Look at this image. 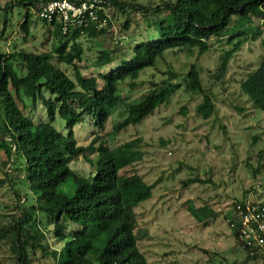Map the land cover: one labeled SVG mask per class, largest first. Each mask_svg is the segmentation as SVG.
Returning a JSON list of instances; mask_svg holds the SVG:
<instances>
[{
  "label": "trees",
  "instance_id": "1",
  "mask_svg": "<svg viewBox=\"0 0 264 264\" xmlns=\"http://www.w3.org/2000/svg\"><path fill=\"white\" fill-rule=\"evenodd\" d=\"M42 1L11 0L2 16L0 40L8 39L6 28L17 4L26 9L18 21L23 41L36 36L40 21L45 32L39 49L14 44L8 52L0 50V154L6 157L7 177L0 179V186L9 181L18 198L17 215L0 225V240L10 244L16 264H35L41 258L50 260L43 264H151L139 245L136 208L152 197L154 184L136 172H125L143 158L141 139L110 146L105 137L108 121L123 105L128 115L114 125V132L138 125L181 88L201 96L196 111L210 118L214 98L195 63L182 80L171 68L164 71L166 77L152 79L139 101L128 102L125 92L138 88L141 75L169 51L202 56L211 48L219 49L211 78H223L242 43L264 32V0H164L154 6L108 0L114 21L121 12L126 31L134 23L138 27L145 23V33H126L129 37L122 45L116 42L98 50L93 61L82 39L111 33L113 22L104 29L77 22L65 27L37 17ZM240 88L255 108L264 110V55ZM79 126H92L104 134L80 144ZM260 138L254 135L253 141ZM79 157L92 164L90 175L71 167ZM258 160L263 168L264 148ZM199 181L207 182L199 177L189 180ZM234 200L226 219H231L228 224L238 240V229L231 223L237 222L234 205L243 199ZM210 208L191 212L202 213L200 220L207 225L217 216ZM243 249L246 262L261 260Z\"/></svg>",
  "mask_w": 264,
  "mask_h": 264
},
{
  "label": "rangeland",
  "instance_id": "2",
  "mask_svg": "<svg viewBox=\"0 0 264 264\" xmlns=\"http://www.w3.org/2000/svg\"><path fill=\"white\" fill-rule=\"evenodd\" d=\"M10 1L0 0V30L4 7ZM129 1L154 6L164 0ZM14 10V17L6 28L8 39L0 40V50L8 52L14 44L39 49L44 39L43 23L40 21L34 29V38L23 41L18 21L26 9L17 4ZM134 16L141 17L138 13ZM124 17L123 13H117L111 33L97 39H82L89 59L93 61L98 50L127 40L126 33H135V36L145 33V23L142 27L134 23L126 31L122 25ZM256 23L259 24V20L256 19ZM219 55L220 50L216 48L202 56L196 52L169 51L156 61L155 67L141 75L138 88L125 92L128 102L139 101L147 94L152 79L166 77L164 71L171 68L181 74L179 79L182 80L195 63L202 69L204 85L210 87L214 98L215 113L210 118L205 119L196 111L201 96L181 88L168 104L159 107L140 124L114 132V125L128 115L122 105L106 127L105 137L110 146L141 139L143 158L125 172H136L154 184L152 197L136 208L139 245L151 264H264V259L245 261L247 253L232 234L226 219L234 199L264 202V167L259 168L262 162L258 160V153L264 148V110L255 108L240 88L264 55V32L242 43L231 57L223 78H211L218 67ZM103 60L107 61L105 57ZM96 131L92 126L77 127L79 143L87 145L97 133L104 134ZM254 135H261L259 141H253ZM5 158L1 153L0 179H7ZM96 158L95 153L93 159ZM71 167L85 175L93 171L92 164L83 157L71 161ZM197 177L207 182H189ZM17 205L18 198L7 181L0 186V225L11 223L12 215H17ZM201 206L214 207L216 211L212 212L217 213L209 218L207 225L200 220L202 213L191 212ZM41 259L35 264L50 262ZM0 264H16L10 244L1 240Z\"/></svg>",
  "mask_w": 264,
  "mask_h": 264
},
{
  "label": "built area",
  "instance_id": "3",
  "mask_svg": "<svg viewBox=\"0 0 264 264\" xmlns=\"http://www.w3.org/2000/svg\"><path fill=\"white\" fill-rule=\"evenodd\" d=\"M110 6L108 0H43L37 17L56 21L65 27L77 22L81 25L93 23L98 29H104L113 22ZM263 203L250 200L237 202L233 209L237 222L231 223V227L238 229L241 246L247 248L250 255L261 259H264Z\"/></svg>",
  "mask_w": 264,
  "mask_h": 264
},
{
  "label": "crops",
  "instance_id": "4",
  "mask_svg": "<svg viewBox=\"0 0 264 264\" xmlns=\"http://www.w3.org/2000/svg\"><path fill=\"white\" fill-rule=\"evenodd\" d=\"M211 209H212V210H215V208H214V207H212ZM215 211H216V210H215Z\"/></svg>",
  "mask_w": 264,
  "mask_h": 264
}]
</instances>
